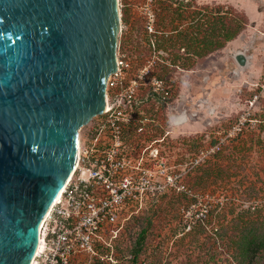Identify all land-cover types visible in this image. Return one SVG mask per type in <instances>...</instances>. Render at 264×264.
Instances as JSON below:
<instances>
[{"label":"rangeland","instance_id":"1","mask_svg":"<svg viewBox=\"0 0 264 264\" xmlns=\"http://www.w3.org/2000/svg\"><path fill=\"white\" fill-rule=\"evenodd\" d=\"M118 7L116 56L134 69L152 64L170 92L157 102L162 115L137 123L150 134L161 126L152 138H161L169 172L186 189L148 202L126 221L112 264H234L235 247L264 238V0H118ZM227 27L237 31L228 41ZM239 51L252 56L246 68L235 59ZM243 115L244 132L229 136ZM195 195L208 204L204 221H196L205 206ZM142 229L146 240L134 259Z\"/></svg>","mask_w":264,"mask_h":264},{"label":"water","instance_id":"2","mask_svg":"<svg viewBox=\"0 0 264 264\" xmlns=\"http://www.w3.org/2000/svg\"><path fill=\"white\" fill-rule=\"evenodd\" d=\"M120 19L118 0H0V264L35 254L80 128L105 109Z\"/></svg>","mask_w":264,"mask_h":264},{"label":"built area","instance_id":"3","mask_svg":"<svg viewBox=\"0 0 264 264\" xmlns=\"http://www.w3.org/2000/svg\"><path fill=\"white\" fill-rule=\"evenodd\" d=\"M154 23L153 15L148 23L151 32ZM151 67L134 69L124 54H118L117 69L107 79L105 109L92 118L87 132L79 131L74 169L39 225L30 264L115 263V240L126 221L148 202L186 189L169 172L161 138H152L154 132L150 134L142 126L148 116L138 110L141 90L149 87L164 95L170 93L166 81L153 75ZM247 121L243 115L228 135L244 132ZM223 141L215 142L213 153ZM195 196L205 206L195 213L196 221H204L208 204ZM194 205L183 210L189 214Z\"/></svg>","mask_w":264,"mask_h":264},{"label":"trees","instance_id":"4","mask_svg":"<svg viewBox=\"0 0 264 264\" xmlns=\"http://www.w3.org/2000/svg\"><path fill=\"white\" fill-rule=\"evenodd\" d=\"M221 16V15H219ZM222 20L223 16L219 17ZM215 17L213 18V20ZM224 20V19H223ZM215 21V20H214ZM226 23V21H225ZM237 31L233 28H226L224 32V39L226 41L231 40L236 36ZM224 46V45H223ZM153 75H156L159 78L164 79V77L160 74L153 73ZM165 80V79H164ZM166 81V80H165ZM142 103L145 102V104L148 106V108L145 107L146 114H153L158 115L163 112H159V110L156 108L157 102L163 100V98H167L166 95L154 92L151 88H144L140 92ZM139 117H144V115L138 114ZM155 128L153 131L154 134L157 133V130L159 129L158 126L153 127ZM166 195V194H164ZM163 195V196H164ZM162 196V197H163ZM146 234L147 230L142 229L141 232L138 235V238L136 240L135 248H134V259L138 258L139 253L142 251L145 240H146ZM264 252V238L261 239H252L248 242V244L244 247H235L233 250V263L234 264H257L258 263V256Z\"/></svg>","mask_w":264,"mask_h":264},{"label":"bare ground","instance_id":"5","mask_svg":"<svg viewBox=\"0 0 264 264\" xmlns=\"http://www.w3.org/2000/svg\"><path fill=\"white\" fill-rule=\"evenodd\" d=\"M251 59H252V56H250V58H249V65L251 64ZM78 144H79V139H78ZM62 191L60 190L59 194H61Z\"/></svg>","mask_w":264,"mask_h":264},{"label":"flooded vegetation","instance_id":"6","mask_svg":"<svg viewBox=\"0 0 264 264\" xmlns=\"http://www.w3.org/2000/svg\"><path fill=\"white\" fill-rule=\"evenodd\" d=\"M161 128V126L159 127V129ZM161 136H162V132H161Z\"/></svg>","mask_w":264,"mask_h":264}]
</instances>
